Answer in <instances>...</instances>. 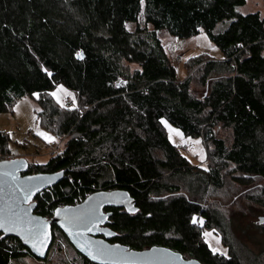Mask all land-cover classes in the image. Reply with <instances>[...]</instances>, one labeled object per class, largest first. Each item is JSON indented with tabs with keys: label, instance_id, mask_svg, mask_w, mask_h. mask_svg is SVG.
I'll list each match as a JSON object with an SVG mask.
<instances>
[{
	"label": "trees",
	"instance_id": "obj_1",
	"mask_svg": "<svg viewBox=\"0 0 264 264\" xmlns=\"http://www.w3.org/2000/svg\"><path fill=\"white\" fill-rule=\"evenodd\" d=\"M245 4L0 0V112L37 94L44 127L67 136L61 151L24 172L64 170L57 184L36 195L35 211L51 218L56 208L94 191L124 189L136 208L105 207L109 241L139 250L168 246L206 264H247L232 236L231 211L245 213L246 199L264 209V16L242 12ZM162 30L185 39L204 30L223 58L191 57L187 69L201 64L180 80ZM58 84L76 93L75 107L50 96ZM163 118L203 138L210 147L207 167L180 153ZM9 142L0 130V159L11 158ZM254 225L264 231V224ZM207 229L219 231L227 255L209 247ZM53 234L49 251L58 234L67 240L55 225ZM26 254L20 239L0 231V264ZM79 254L81 264H97ZM247 260L264 264V246Z\"/></svg>",
	"mask_w": 264,
	"mask_h": 264
},
{
	"label": "rangeland",
	"instance_id": "obj_2",
	"mask_svg": "<svg viewBox=\"0 0 264 264\" xmlns=\"http://www.w3.org/2000/svg\"><path fill=\"white\" fill-rule=\"evenodd\" d=\"M242 12L259 11L264 16V0H246V4L240 8ZM227 23L224 21L218 24L217 30L221 31L225 28ZM127 27L131 30L134 29L135 25L129 23ZM159 37L166 49L168 56L175 63L177 69V76L180 80L185 79L188 74H193L197 71L200 64L196 65L192 63V68L187 69V62L191 57L199 56L194 58L192 61H202V59L210 58H223V52L221 49L209 38L204 30H201L198 34L185 38H178L170 35L167 31L162 30L159 32ZM191 60L188 62H192ZM122 83V81H120ZM63 86L67 90V93L59 91V87ZM57 92L58 96L63 103V107H73V99L75 105L77 103V95L74 91L67 88L63 84L56 85L55 88L49 91L50 96L57 102V98L51 93ZM37 97L25 96L18 99L11 110L0 112V130L7 132L10 135L9 145L11 147V158L14 157H25L30 165L33 163H44L48 161L53 152V146L59 145L64 147L67 140L66 135H55L50 130L46 129L40 120L37 113ZM61 106V103H58ZM62 107V106H61ZM171 129H178L182 134L177 135L176 132L170 131ZM164 130L170 139V141L176 145L180 153H182L191 165L207 167L208 155L210 150L203 138L200 136H191L185 134L179 127L170 123L167 119H162ZM30 127L32 130H30ZM55 130H57L55 128ZM46 133L48 136L53 137L51 141L45 139L39 133ZM57 133V132H56ZM199 141V143H196ZM246 206L245 213L242 211L232 213L231 224H232V236H234L235 243L240 254L245 258L247 264H257L258 261L250 263L247 259L251 256H256V252L264 246V231L261 228L256 227L254 224L258 223L260 215H264V209L255 207L250 203V199L244 200ZM194 221L202 224L203 218L199 216L194 217ZM209 233L205 236L204 233ZM67 237V236H66ZM203 237L208 243L209 247L215 252L222 254H228V247L224 245L221 239V234L216 229H207L203 232ZM13 246L16 243L10 241ZM53 243V242H52ZM249 247L254 255L247 253L243 246ZM69 239L67 240L60 234L55 237L52 249L49 251L48 256L45 259H39L32 253L31 255L26 254L20 260L14 264H81V257L79 252L73 248Z\"/></svg>",
	"mask_w": 264,
	"mask_h": 264
},
{
	"label": "water",
	"instance_id": "obj_3",
	"mask_svg": "<svg viewBox=\"0 0 264 264\" xmlns=\"http://www.w3.org/2000/svg\"><path fill=\"white\" fill-rule=\"evenodd\" d=\"M29 166L25 157L0 159V222H7L10 228L14 223L20 225L15 230L0 228V231L3 236L20 239L37 258L47 257L54 239L55 225L65 233L78 252L97 264H206L197 258H187L168 246L154 245L139 250L101 236L100 234L109 235L108 228L103 226L110 216V212L104 210L105 207H124L129 210L136 208V199L124 189L94 191L78 204L56 208L60 213L57 215L55 210L51 218L38 214L34 198L39 192L57 184L63 178L64 170L24 174ZM74 216L85 219L79 225L70 224L67 218ZM261 221H264V215L259 216L258 222L262 223ZM32 226H36L41 233L46 231L47 239L43 235L38 240L29 238L27 230ZM86 228L92 230L87 231ZM90 249L93 252L102 249L107 254L93 259L89 255Z\"/></svg>",
	"mask_w": 264,
	"mask_h": 264
},
{
	"label": "snow or ice",
	"instance_id": "obj_4",
	"mask_svg": "<svg viewBox=\"0 0 264 264\" xmlns=\"http://www.w3.org/2000/svg\"><path fill=\"white\" fill-rule=\"evenodd\" d=\"M141 2H143V0H141ZM76 55L78 57H81L82 58L81 53L77 52ZM59 91H62V92H65V94L71 95L70 93H67V90L64 89L63 86H60L59 87ZM51 95H53V96H55L57 98V102L58 103H61V106L62 107L64 106L63 103L61 102V99L58 96L57 92H53V93H51ZM73 107H75V100L74 99H73ZM164 123L166 124V126H168L170 128V131H174V132H176L177 135H181L182 136V134L179 132L178 129H171V126L170 125H167V122L166 121ZM39 134L41 136H43L45 139L49 140V141H51L52 139H54L53 137L48 136L46 133L41 132ZM196 143H199V141H197ZM29 179H31V178H29ZM26 197H27V194H26ZM132 210L135 211V209H132ZM56 211H57V215H59L60 210L57 209ZM65 211H68V210H65ZM67 219H68V221H69L70 224L79 225L80 223L83 222V220L85 218L84 217H81V216H74V217H70V218H67ZM261 222L264 223V221H261ZM18 226H20V225L14 223L13 227L10 228L7 222H0V228H4L6 231H8V230H15V227H18ZM86 230L87 231H91L92 228H86ZM27 232H28L29 238H34V239H37V240L39 239L40 235H43L44 239H47V236H48V233L46 231H44V232L41 233L36 226H32V227L28 228ZM204 235L205 236H208L209 233L206 232V233H204ZM41 243H42V241H41ZM33 246L35 247V243L33 244ZM81 246L83 247L84 245H81ZM106 254L107 253L104 250H102V249H97L95 252H93L91 249L89 250V255H91L93 259H97V258H99L101 256L106 255Z\"/></svg>",
	"mask_w": 264,
	"mask_h": 264
},
{
	"label": "built area",
	"instance_id": "obj_5",
	"mask_svg": "<svg viewBox=\"0 0 264 264\" xmlns=\"http://www.w3.org/2000/svg\"><path fill=\"white\" fill-rule=\"evenodd\" d=\"M30 130H32L31 127H30ZM52 150H53V152L57 153V152L62 150V147H60L59 145H54ZM88 195H90V194H88ZM81 200H83V199L76 200L75 204H78Z\"/></svg>",
	"mask_w": 264,
	"mask_h": 264
},
{
	"label": "flooded vegetation",
	"instance_id": "obj_6",
	"mask_svg": "<svg viewBox=\"0 0 264 264\" xmlns=\"http://www.w3.org/2000/svg\"><path fill=\"white\" fill-rule=\"evenodd\" d=\"M34 199H35V198H34ZM104 210H105L106 212H109L108 209H105V208H104ZM103 226L106 227V224H104ZM53 228H54V227H53ZM100 235H101V236H104V234H100Z\"/></svg>",
	"mask_w": 264,
	"mask_h": 264
}]
</instances>
